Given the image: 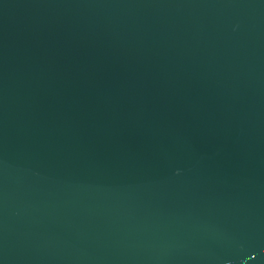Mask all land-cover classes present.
I'll return each mask as SVG.
<instances>
[{
  "label": "water",
  "instance_id": "1",
  "mask_svg": "<svg viewBox=\"0 0 264 264\" xmlns=\"http://www.w3.org/2000/svg\"><path fill=\"white\" fill-rule=\"evenodd\" d=\"M0 264H264V0H0Z\"/></svg>",
  "mask_w": 264,
  "mask_h": 264
}]
</instances>
